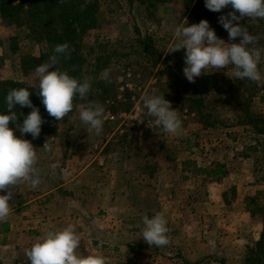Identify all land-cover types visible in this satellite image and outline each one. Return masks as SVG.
I'll list each match as a JSON object with an SVG mask.
<instances>
[{
	"label": "rangeland",
	"instance_id": "obj_1",
	"mask_svg": "<svg viewBox=\"0 0 264 264\" xmlns=\"http://www.w3.org/2000/svg\"><path fill=\"white\" fill-rule=\"evenodd\" d=\"M97 1L96 20L81 41V53L88 61L84 79L89 81L91 91L84 99L77 97L75 109L61 121L51 117L45 106L39 108L45 120L44 136L40 140L24 138L37 149V168L40 170L55 156V150L43 148L49 139L58 147L54 148L57 154L66 159L71 155L80 159L108 155L109 169H114L115 175L120 170L116 161L122 159L123 169L138 173L139 183L130 187H138L146 198L145 216L152 218L150 201L158 168L184 167L185 173L178 171L177 184L169 186L171 194L162 190L160 195L169 228L167 235L176 242L157 247V251L156 246L146 242L136 244L131 257L121 247L116 256L114 244L109 242L108 264H246L248 248L256 242L250 238L254 230L251 224L261 223L259 227L263 225L264 229L260 215L253 222L249 217L255 209L252 197L257 196L258 205H264V134L250 123L245 124L251 114L264 120V51L258 66L262 75L259 83L231 79L234 65L210 67L190 83L183 74L186 49L171 52L179 43L175 27L206 19L219 38L239 43V37L229 41L228 32L221 30L218 22L219 16L232 11L230 6L212 12L205 7V0H195L190 5L183 0ZM240 24L250 34L261 37L255 46L264 50V19L245 17ZM143 40L155 49L146 58L137 52L144 49ZM100 41L107 51H116L104 70L91 65ZM46 51L45 40L33 37L26 27L0 15V79L27 86L35 83V68L28 66V58L40 57ZM155 58L158 62L154 64ZM105 70L111 82L104 79ZM146 95H163L171 102L182 119V134L148 126L154 118L148 116L142 101ZM89 100L105 109L99 135L95 130L88 131L80 120V112ZM125 105L130 107L126 109ZM203 113H207L206 123L201 121ZM261 122L260 127L264 125ZM105 167L106 164L96 168L104 172ZM214 182L221 184L219 192ZM169 207L173 208L168 211ZM240 221L245 225L240 227ZM187 239L193 240L192 245ZM211 239L217 241L215 247H208L206 241ZM188 248L196 249L199 256L187 258ZM207 250L209 254L202 256Z\"/></svg>",
	"mask_w": 264,
	"mask_h": 264
},
{
	"label": "clouds",
	"instance_id": "obj_2",
	"mask_svg": "<svg viewBox=\"0 0 264 264\" xmlns=\"http://www.w3.org/2000/svg\"><path fill=\"white\" fill-rule=\"evenodd\" d=\"M229 6L232 11L219 16L218 22L228 32L229 41L239 37V43H226L219 38L206 19L190 26L175 27L174 35L179 43L171 52L186 49L183 74L190 83H195L196 78L206 74L210 67L224 69L229 65H234L230 77L233 80L257 83L262 80L258 66L264 50L255 46L261 37L250 34L240 21L245 17L264 19V0H205V7L212 12H221ZM70 54L68 43L56 45L49 60L36 67V82L28 86L37 89L45 110L57 121L64 120L75 109L74 100L77 97L84 99L91 91L87 79L81 82L57 67L60 58H68ZM53 68L55 70L50 71ZM108 77L109 72L105 70L104 79L111 82ZM28 87L10 90L6 96L8 114H0V191L6 192L0 195V222L8 219L11 213L9 201L14 200L24 181H29L33 188L41 183L36 166L37 149L31 141L22 138L25 134H31L33 139L39 138L45 123L39 108L30 99ZM142 101L148 116L154 118L151 123L148 122L149 127H162L164 132L182 134V119L165 96L146 95ZM17 105L31 109L22 124L18 123V115L23 113L14 111ZM104 113L103 105L89 100L87 107L80 112V120L88 131L95 130L99 135L103 130ZM10 121L16 125L21 138L9 127ZM137 121L143 123L144 120ZM50 140L44 144L45 150L51 151ZM143 224L142 238L149 246L161 247L170 243L167 235L169 228L163 213H156L152 218L145 216ZM80 244L81 236L77 234L75 226L69 224L62 230L48 231L46 237L26 249L25 254L30 264H107V259L102 255H78Z\"/></svg>",
	"mask_w": 264,
	"mask_h": 264
},
{
	"label": "crops",
	"instance_id": "obj_3",
	"mask_svg": "<svg viewBox=\"0 0 264 264\" xmlns=\"http://www.w3.org/2000/svg\"><path fill=\"white\" fill-rule=\"evenodd\" d=\"M55 145L51 144L55 156L39 170L41 183L33 188L29 181H24L14 195V200L9 201L11 213L6 221L0 222V262L30 264L25 250L44 239L48 231H59L69 224L74 225L77 234L81 236L78 255H102L108 264L110 258L106 250L109 251L110 247L106 246V243L112 242L114 244L112 250L116 256L121 247V251H125L126 255L131 257L134 246L136 244L141 246L145 242L142 232L145 227L143 219L146 215L144 212L146 198L140 195L138 187H130L131 184L137 186L139 183L138 173L127 172L123 169V160L118 159L116 164L120 166V170L116 167L115 175L116 171L109 169L108 155H95L88 159H80L76 155H71L67 159L60 157L56 151L58 147ZM105 164L104 172L97 170V165ZM184 169V167L180 170L173 167L158 168L157 183H154L156 189L150 201V206L154 210L151 217L156 213L164 214L163 202L160 199L162 190L171 194L172 189L169 186L177 184L178 171L185 173ZM214 184L216 185L214 189L219 192L221 184L218 182ZM4 194L6 192L0 191V195ZM219 195L221 192L218 193V197L216 195L217 200ZM172 202L175 203L174 200ZM170 208L173 207H169L168 211ZM257 216L251 213L249 217L253 222L255 218L257 220ZM259 224L261 223L251 224L254 225L251 241H257L261 237L264 229L263 225L260 228ZM239 225L241 227L245 224L240 221ZM188 240L190 239H187V242L192 245L193 240ZM175 242L176 239H170L169 244ZM206 242L208 247L210 244L213 247L218 244L212 239ZM193 248H188L190 250L186 253L187 258L199 256ZM208 254L209 250L202 256Z\"/></svg>",
	"mask_w": 264,
	"mask_h": 264
},
{
	"label": "trees",
	"instance_id": "obj_4",
	"mask_svg": "<svg viewBox=\"0 0 264 264\" xmlns=\"http://www.w3.org/2000/svg\"><path fill=\"white\" fill-rule=\"evenodd\" d=\"M158 2L169 0H154ZM186 4H193L195 0H183ZM99 3L97 0H0V15L4 18L14 21L20 26L28 29L29 33L34 37L45 40L47 51L40 57L30 56L28 59V66L30 68L38 67L39 65L47 62L49 57L53 54L54 47L59 44L68 43L70 45V56L68 58L61 57L57 67L61 71H67L68 74L83 82L85 74L84 68L88 65V61L81 53V41L87 30L93 26L96 20V12ZM218 23V22H217ZM221 30H225L222 25ZM139 40V39H138ZM137 40V41H138ZM147 40V39H146ZM142 51H137L141 57H147V54L155 53V49L149 43H146ZM97 54H95L93 65L96 70L107 69L112 61L116 51H107V47L103 42L97 44ZM147 61V59H146ZM145 61V62H146ZM148 62V61H147ZM154 64L158 62L155 58ZM51 70H55L50 69ZM24 82L14 80L0 79V114H8L6 108V96L12 89L27 88ZM31 93L30 99L34 106L40 108L43 105L41 98L36 93ZM104 92V91H103ZM76 100V99H75ZM74 100V102H75ZM130 106L125 105L124 108L128 109ZM28 107L21 108L17 105L14 109L18 114V123L22 124L23 119L30 113ZM203 123H206L205 117L207 113H203ZM247 114L243 116L245 120ZM249 120L245 124H251L254 129L259 133L264 134V125L260 127V122L264 121L262 117L249 115ZM209 121V117H208ZM261 122V123H262ZM9 127L15 132L18 138H21L20 132L16 129V125L10 121ZM45 126L42 125L40 140L44 136ZM24 138H32L31 134H25ZM252 203L255 204V209L252 211L254 215H260L264 219V205H258L256 197L251 198ZM246 264H264V230L252 246H249L245 259Z\"/></svg>",
	"mask_w": 264,
	"mask_h": 264
}]
</instances>
